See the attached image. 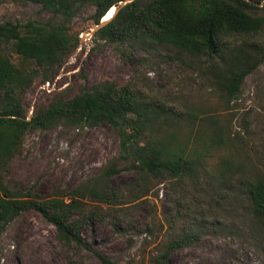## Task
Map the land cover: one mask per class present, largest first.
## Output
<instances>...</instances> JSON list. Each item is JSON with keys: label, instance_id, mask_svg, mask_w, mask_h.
I'll use <instances>...</instances> for the list:
<instances>
[{"label": "rangeland", "instance_id": "rangeland-1", "mask_svg": "<svg viewBox=\"0 0 264 264\" xmlns=\"http://www.w3.org/2000/svg\"><path fill=\"white\" fill-rule=\"evenodd\" d=\"M40 1L0 0V21H45L51 13ZM92 12L90 8L72 20L79 44L52 79H36L23 94L28 114L62 89L73 92L79 84L104 78L118 84L137 80L159 90L176 107L198 112L192 139L199 131L202 142L220 127L222 142L203 156V170L192 178L157 183L149 177L146 189L132 182L138 176L134 169L112 176L110 184L119 186L123 197L109 209L90 201L88 207L100 211V216L81 229L82 238L119 264H264V231L247 190L249 181L264 175V61L246 76L242 92L221 107L219 91L208 81V74L179 61L174 56L182 54L175 48L155 42L140 45L130 63L113 44L93 41ZM11 60L18 68L30 65L16 53ZM172 129L180 135L190 132L186 125H172ZM118 152L119 134L109 124L37 129L26 134L22 152L12 158L6 176L11 185L46 196L53 187L67 190L95 176ZM169 230L173 236L193 232L196 239L171 250L163 263L155 257ZM69 260L100 264L91 250L60 243L54 225L35 210L21 212L0 233V264H68Z\"/></svg>", "mask_w": 264, "mask_h": 264}, {"label": "trees", "instance_id": "trees-1", "mask_svg": "<svg viewBox=\"0 0 264 264\" xmlns=\"http://www.w3.org/2000/svg\"><path fill=\"white\" fill-rule=\"evenodd\" d=\"M124 0H41L51 16L45 21L28 18L22 22L0 21V233L21 212L35 210L54 225L63 245L91 250L100 264H119L94 250L82 238L81 229L99 218L90 201L116 206L123 197L110 178L124 170H136L133 183L147 189L148 179L192 178L203 170V156L222 142V129L213 128L199 142L191 132L197 113L178 108L159 90L137 80L118 84L104 78L90 85L79 84L54 92L40 101L29 115L23 94L36 79H52L79 44L71 29L76 15L87 12L96 25ZM93 41L113 44L120 57L134 63L141 46L157 43L175 48L174 56L202 74L219 91L220 106L239 95L246 76L264 61V0H131L119 7L112 18L92 35ZM16 53L29 66L18 68L11 60ZM200 59L201 63H187ZM225 104V105H223ZM190 119V120H189ZM109 124L119 134V152L107 159L98 173L65 190L53 187L46 196L11 185L6 173L10 161L23 149L26 134L57 125L76 128ZM185 125L190 132L180 135L172 125ZM248 194L254 216L264 231V175L249 181ZM171 227V224H169ZM167 237L157 261L166 262L170 251L196 239L193 232ZM68 264H77L69 260Z\"/></svg>", "mask_w": 264, "mask_h": 264}, {"label": "water", "instance_id": "water-1", "mask_svg": "<svg viewBox=\"0 0 264 264\" xmlns=\"http://www.w3.org/2000/svg\"><path fill=\"white\" fill-rule=\"evenodd\" d=\"M128 1H131V0H124V1L120 2L119 6L114 7V12H113L112 16H113L114 13L119 9V7H120L121 5H123L124 3L128 2ZM112 16H111L110 18L106 19V20L101 19V20L99 21V23L96 24V25L94 26V28L91 29V30L89 31L90 35H92L96 30H98L99 28H101L103 25H105V24H106V23L112 18Z\"/></svg>", "mask_w": 264, "mask_h": 264}, {"label": "bare ground", "instance_id": "bare-ground-1", "mask_svg": "<svg viewBox=\"0 0 264 264\" xmlns=\"http://www.w3.org/2000/svg\"><path fill=\"white\" fill-rule=\"evenodd\" d=\"M113 12H114V8H112L110 10V12L103 18V20H106V19L110 18L112 16Z\"/></svg>", "mask_w": 264, "mask_h": 264}]
</instances>
